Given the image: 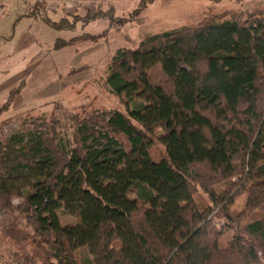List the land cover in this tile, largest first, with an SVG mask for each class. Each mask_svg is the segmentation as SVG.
Instances as JSON below:
<instances>
[{"label": "trees", "instance_id": "trees-1", "mask_svg": "<svg viewBox=\"0 0 264 264\" xmlns=\"http://www.w3.org/2000/svg\"><path fill=\"white\" fill-rule=\"evenodd\" d=\"M242 13L116 50L106 81L131 93L125 112L74 115L67 140L54 115L27 117L0 139V197L23 199L42 264H264V11Z\"/></svg>", "mask_w": 264, "mask_h": 264}, {"label": "rangeland", "instance_id": "rangeland-1", "mask_svg": "<svg viewBox=\"0 0 264 264\" xmlns=\"http://www.w3.org/2000/svg\"><path fill=\"white\" fill-rule=\"evenodd\" d=\"M141 1L0 0V108L12 96L0 113V139L20 131L25 118L41 115H54L62 140L71 139L74 115L125 112L131 93L116 94L106 81L116 50L135 48L151 34L197 26L208 17L243 12L247 18L249 11H264V0H145L138 10ZM154 152L163 148L157 143ZM245 198L246 193L236 196L230 211H240ZM194 199L200 205L207 195L197 187ZM58 217L62 225L76 221L62 211ZM50 252L23 211V199L12 195L7 203L0 197V264H42L52 260ZM90 259L86 250L78 252V262Z\"/></svg>", "mask_w": 264, "mask_h": 264}, {"label": "built area", "instance_id": "built-area-1", "mask_svg": "<svg viewBox=\"0 0 264 264\" xmlns=\"http://www.w3.org/2000/svg\"><path fill=\"white\" fill-rule=\"evenodd\" d=\"M2 10H3V8H2L1 5H0V14L2 13Z\"/></svg>", "mask_w": 264, "mask_h": 264}]
</instances>
